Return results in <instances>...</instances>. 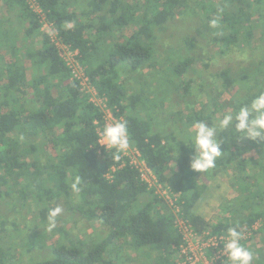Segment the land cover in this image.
Segmentation results:
<instances>
[{
  "label": "trees",
  "instance_id": "16d2710c",
  "mask_svg": "<svg viewBox=\"0 0 264 264\" xmlns=\"http://www.w3.org/2000/svg\"><path fill=\"white\" fill-rule=\"evenodd\" d=\"M33 1L39 12L30 7L28 0H0V198L13 195L36 205L42 223L48 220L52 202L63 198L68 210L88 221H98L107 232L89 245L70 236L65 227L57 226L55 229L63 236L49 245L52 257L31 264H121L124 245L136 251L147 250L146 255L155 252L152 264H175L181 234L170 206L127 162L117 167L121 160L114 157L116 150L106 149L98 142L103 114L81 81L73 76L56 42L77 52L88 84L103 96L115 117L127 121L130 146L139 151L184 219L201 234L211 223L195 211L206 184L205 177L198 176L206 172L190 167L195 149L190 143L177 141L174 132L154 128L159 125L157 106L149 105V100L143 102L146 98L141 90L129 92L128 84L140 69L152 66L157 29L182 12L187 0H73L72 4L69 0ZM201 6L199 16L205 29L212 32L206 38L212 54L203 66L210 67L231 56L234 49L232 54L237 57L239 50L251 43L256 20L261 21L264 37V0H215ZM212 19L217 20L214 28L209 26ZM68 23L71 28L66 27ZM44 24L50 25L55 40L42 29ZM129 27L132 30L127 34ZM17 30L28 43L25 62L16 57L21 50L15 43ZM183 39L189 48L192 39ZM254 56L260 59L258 69L236 72L220 67L204 72L206 80L215 84L216 96H239L245 91L237 102H218L225 112H235L263 91L264 85L249 89L248 83L254 80L256 83L261 78L264 82V56ZM193 61V56H187L170 68V74L181 81L174 86L175 91L190 92L193 81L182 76ZM151 82L158 84L156 80ZM211 106L208 116L201 105L192 111L181 110L185 115L180 119L188 127L206 120L211 125L216 102L212 101ZM165 109L166 114L172 111ZM150 110L155 113L147 114ZM232 132L230 128L219 132L222 154L215 167L231 165L236 172V202L230 203L229 215L211 224L210 231L221 234L229 227H237L244 233L241 243L253 252L251 264H264V227L253 228L257 220L264 219V186H259L264 185V144L239 138ZM43 141L45 147L52 149L50 156H45L40 148ZM113 166L116 168L111 171ZM76 176L80 177L78 191L71 186ZM21 178L25 180L23 185L19 184ZM248 178L252 179V190L243 183ZM37 232L35 243L41 242L45 248L44 239L39 236L42 233ZM7 259L8 252L0 248V264H20Z\"/></svg>",
  "mask_w": 264,
  "mask_h": 264
},
{
  "label": "rangeland",
  "instance_id": "374dc122",
  "mask_svg": "<svg viewBox=\"0 0 264 264\" xmlns=\"http://www.w3.org/2000/svg\"><path fill=\"white\" fill-rule=\"evenodd\" d=\"M69 1L71 4L74 2L73 0ZM81 1L82 0H79L80 3ZM28 2L30 7L35 11H40L33 0H28ZM213 2H215V0H187L182 8V12H179L173 19L167 22L162 29H157L156 38L152 47L154 56L152 66L140 69L135 77L133 76V78L128 80L129 92H137L141 90L143 96L146 98L143 102L149 100V105L154 103L157 106L159 125H154V128L161 129V131L163 130L165 132H174L177 141H185L184 134L191 128L185 126V122L183 123L181 121L180 118H183L185 115L180 113L181 110L192 111V109L195 110L200 108L201 105H204L205 108L203 109V113L206 115L212 108V101L216 102V107H214L216 110L212 115V124L208 126L218 125L217 119L222 118V115L226 111L218 104V102L222 101L221 103L225 104L237 102L240 99L239 96L245 92L241 91L239 96H237L238 94L236 93H223L220 96L218 95V97L214 93L215 84L206 80L204 72L216 71L220 67H229L236 72H241L243 70V72H245L249 69L252 70L253 68L258 69L260 59L259 57L254 56V54H263L264 56V42L262 40L264 37L263 32L261 31V21L256 20L253 35L250 37L252 39L251 43H249L244 50H239L237 57L232 54V52H235L234 49L231 52V56L211 63L210 67L203 66L205 59L208 55L212 54V47L208 44V40L206 39L211 37L212 32L205 29L203 20L199 15L202 11L201 4L204 6ZM231 7L233 8L234 6L231 5ZM50 28L51 27L48 24L42 26V29L49 34L51 33ZM123 30L125 32V29H122L121 33L124 36L125 33H123ZM131 30L132 28L129 27L126 30V33L128 34ZM50 35L53 40L56 39V34ZM15 36L16 46H20L21 48V50L17 51L16 57L19 60L23 59L25 62L27 61L25 49L28 48V43L18 30L16 31ZM184 37L192 39L189 48L184 44ZM61 55L67 58V61L70 62V64H76L78 62L77 56L71 55L68 50L65 51L63 49ZM187 56H193L194 61L187 68V71L182 78L190 79L193 82L190 92L184 94V91H175L174 86L177 82L181 81L177 76L170 74V68L173 64L182 61L183 58ZM76 67L78 72L82 74V67ZM262 68L264 70V67ZM26 69L27 75L29 76L31 73L29 65ZM167 76H170V79L167 78ZM153 80H156L158 84L152 83L151 81ZM257 82L255 83L254 80L253 82L248 83L250 87L249 89L264 85L261 78H259ZM202 85L204 86L203 89L200 87ZM84 86L87 89V86ZM240 90L242 89L240 88ZM207 94L215 95L214 99L211 97L209 98ZM17 96L22 98L20 94H17ZM24 99H27V97ZM97 103L102 106L99 99H97ZM141 104L140 105L143 107L144 104ZM167 107L172 109L171 112L174 114L171 112L166 114L165 108ZM139 109L143 112L141 107ZM146 113L152 115L155 112L150 110ZM204 123L207 125L208 121L206 120ZM224 135L226 136L227 134ZM220 137L221 134H218L217 139L220 140ZM43 143L46 144V141H43L42 145H40L43 154L45 156H50L52 149L45 147ZM243 144L248 145L246 142H243ZM250 151L253 153L255 152V149H250ZM114 170L115 168L113 171ZM256 170L257 167L254 172ZM251 174L252 171L248 170V175ZM198 176L200 178L205 177L206 184L199 207L195 209V211L206 218L208 223L213 224L215 221L222 220L227 214L229 215L230 203L236 202V193H234V191L237 192V188H239L237 174L230 165L223 169L213 167L206 171L205 175L199 173ZM24 181V178H21L19 184L23 185ZM244 182L251 190L254 189L252 179L248 178V180L243 181V183ZM261 182H264V179H262ZM259 186L264 185L261 183ZM9 188L11 187L7 188L8 191H10ZM262 193L264 194V191H262ZM12 197L13 195H8L0 198V248H2L3 252H8V261L20 264H31L38 260L52 257L49 245L55 244L57 240L60 241L63 236L62 233H59V231L55 229L57 226L65 227L69 230L70 236L84 241L85 244L88 242L89 245L91 244L90 241L93 240V242H97V240L103 238L107 232V228L102 226L98 221H88L85 218H82V216L76 211L68 210L63 198H57L52 202L51 209L59 206L62 211L56 217L55 225L51 226L49 219L46 223H42L39 220L36 205H32V203L27 201L24 203L19 198ZM143 198L145 197H142V199ZM27 200L30 201L31 199L27 198ZM211 224L209 229L207 228L205 230H210ZM260 226L264 227V219L257 220L253 228ZM35 228L36 232L38 231L37 233H42L41 235L46 234L44 237L39 235L41 240L44 239L45 248L40 246L39 243L41 242L35 243V239L38 236L35 232ZM256 240L258 241L259 238ZM254 247L255 246L253 245L251 246L252 249H254ZM147 252L148 251L144 249L136 251L130 246L124 245L120 253L122 260L121 264H152L156 259V254L155 252L150 251L148 255H146Z\"/></svg>",
  "mask_w": 264,
  "mask_h": 264
},
{
  "label": "clouds",
  "instance_id": "9594fccd",
  "mask_svg": "<svg viewBox=\"0 0 264 264\" xmlns=\"http://www.w3.org/2000/svg\"><path fill=\"white\" fill-rule=\"evenodd\" d=\"M209 26L216 27L217 20H210ZM66 27L71 28L72 24L68 23ZM217 121L218 125L213 126L196 121L184 134L185 142L195 149V155L190 161V167L195 171L206 172L215 167L216 160L222 154L217 136L225 128L233 129L234 136L264 144V91H260L249 103L240 106L235 112H225ZM97 137L98 142L106 149H115L114 157L119 159V153L129 148L127 121L106 123L97 132ZM79 184L80 177L76 176L71 186L78 191ZM61 211L59 206L50 209L48 219L51 226L55 225V219ZM243 239L244 233L238 231L237 227H229L223 234L220 243L221 251L227 258L224 264H251L253 252L241 243Z\"/></svg>",
  "mask_w": 264,
  "mask_h": 264
},
{
  "label": "built area",
  "instance_id": "2783aa9c",
  "mask_svg": "<svg viewBox=\"0 0 264 264\" xmlns=\"http://www.w3.org/2000/svg\"><path fill=\"white\" fill-rule=\"evenodd\" d=\"M50 34H55L51 32ZM51 36V35H50ZM59 47L60 54L63 49L69 51L73 56H77V52L69 49L67 46L56 42ZM66 61L67 65L71 68L73 76L81 81L82 86L86 91L90 93V99L95 103L99 110L103 114L104 125L106 123H112L114 121H120L117 117L113 115L111 109L107 107L106 100L103 96L97 95L96 91L88 84L87 77L84 76V72L80 74L76 66H81L77 62L76 64L67 61L63 55H61ZM82 69V68H81ZM87 86L86 87L84 86ZM97 99L100 100L102 106L97 103ZM103 145V144H102ZM121 163L117 167H121L126 162L137 170L140 179L144 181L148 187L154 188L155 194H158L172 209V213L175 218V226L177 231L181 234V243L179 244L175 264H221L224 256L222 249V244L220 239L224 233L215 234L210 230H203L201 234H198L193 227L184 219L180 209L175 206L174 200L169 195L166 188H164L161 183L158 182L156 175L151 171V169L146 165L144 160L141 158L139 151L130 146L127 150L120 153ZM116 168L113 166L111 170ZM107 177H110L107 175ZM183 224V226H182Z\"/></svg>",
  "mask_w": 264,
  "mask_h": 264
}]
</instances>
